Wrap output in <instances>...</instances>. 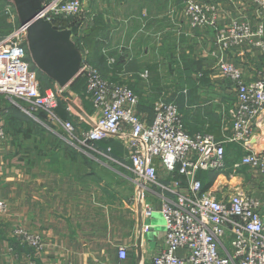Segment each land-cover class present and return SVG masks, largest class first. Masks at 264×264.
I'll return each mask as SVG.
<instances>
[{
	"label": "crops",
	"instance_id": "crops-1",
	"mask_svg": "<svg viewBox=\"0 0 264 264\" xmlns=\"http://www.w3.org/2000/svg\"><path fill=\"white\" fill-rule=\"evenodd\" d=\"M205 1L218 7V29L236 19L248 20L254 29L264 22L251 0ZM182 10L177 0H86L79 22L71 24L69 44L89 51V62L107 81L124 82L139 96L136 112L144 123H153L155 104L166 94L183 115L189 134H210L224 141L237 99L235 85L217 70L218 61L236 64L251 78L259 71L263 52L250 45L220 50L216 30L193 31ZM74 91L71 96L80 102L79 113L65 109L63 97L69 118L58 115L64 122L72 117L78 131H83L98 121L100 113L92 107L88 110L81 91ZM20 103L8 98L0 103V122L7 125L6 139L0 144V200L7 206L0 216V264H20L35 254L14 235L16 228L42 238L39 264H150L164 248L160 214L164 196L143 187L109 159L125 157L122 139L127 133L97 144L98 151L86 149L69 143L65 130L49 122L48 128L39 130L45 134L39 135L33 129L37 120L23 112ZM11 116L17 118L16 131L9 128ZM226 151L228 171L216 181L217 192L224 193L232 165L249 152H264V114L246 147L228 143ZM157 166L161 181L180 179L186 184L184 176ZM207 174H198L205 185ZM147 205L154 209L150 218L145 214ZM145 226L149 231H144ZM120 249L128 251L126 260H120Z\"/></svg>",
	"mask_w": 264,
	"mask_h": 264
},
{
	"label": "built area",
	"instance_id": "built-area-1",
	"mask_svg": "<svg viewBox=\"0 0 264 264\" xmlns=\"http://www.w3.org/2000/svg\"><path fill=\"white\" fill-rule=\"evenodd\" d=\"M85 1L48 0L36 19L53 28H60L62 20L71 24L75 20L77 24ZM251 2L263 20L264 0ZM217 14L218 7L205 0H186L182 10L193 31L216 30L220 50L250 45L263 52L259 71L251 78L236 64L218 61L217 70L235 85L237 99L224 141L210 134H189L176 103L166 97L155 104L153 123H144L136 112L139 96L125 84L106 81L89 62V51L75 47L82 63L73 82L84 78L85 99L100 113L92 127L78 131L74 123L62 121L58 115L60 96L73 82L64 88L42 90L39 72L34 69L26 45V28L19 27L0 42V103L2 98L24 102L38 122H43L41 114L45 113L47 122L65 130L69 143L94 151H98V143L127 133L128 137L122 139L127 148L125 157L109 159L131 173L143 187L156 189L164 196L160 208L164 248L150 264H264V201L241 189L231 193L205 190V183L198 178L201 172L224 175L228 171L226 145L238 143L246 147L264 114V22L254 29L248 20L236 19L218 29ZM5 139L6 130L0 122V144ZM157 163L184 176L186 184L180 179L161 181ZM245 168L264 178V152H249L241 157L232 165L231 177ZM6 211V203L0 200V216ZM145 214L152 217L153 207L147 205ZM144 231L149 227L145 226ZM14 235L35 253L20 264H39L38 255L43 250L40 235L24 228H16ZM127 257L128 251L120 249V260Z\"/></svg>",
	"mask_w": 264,
	"mask_h": 264
},
{
	"label": "water",
	"instance_id": "water-1",
	"mask_svg": "<svg viewBox=\"0 0 264 264\" xmlns=\"http://www.w3.org/2000/svg\"><path fill=\"white\" fill-rule=\"evenodd\" d=\"M17 9L20 28H26V45L34 69L64 88L76 78L81 53L71 44L70 31L36 19L42 0H6Z\"/></svg>",
	"mask_w": 264,
	"mask_h": 264
},
{
	"label": "rangeland",
	"instance_id": "rangeland-1",
	"mask_svg": "<svg viewBox=\"0 0 264 264\" xmlns=\"http://www.w3.org/2000/svg\"><path fill=\"white\" fill-rule=\"evenodd\" d=\"M47 1L48 0H42V1L38 2V5L42 7ZM185 1L186 0H177V2H179L181 4V6H183V7L185 5ZM19 25H20V21H19L17 9L15 8V6L12 3H10L9 1H1L0 2V42L3 41L4 39H6L7 37H9L10 35H12L13 33H15L19 29ZM72 27L73 26L71 25L70 21L66 22L65 20H62V24H61L60 29H65V31H70L71 33H73L74 30L72 29ZM74 43H75V41H74ZM194 66H195L194 72L196 74H198L199 73V71H198L199 69H197L198 65L194 64ZM95 69H97V68H95ZM98 72L101 74V72L99 70H98ZM172 76H173V74H172ZM174 77L175 76H173V78ZM75 81L76 82H74L75 84L72 85L71 90H69V92L65 93L64 95L60 96L59 107L61 105L60 103H62L64 101L63 97H66L65 101H67V102H66V108L65 109H69V107H72L73 113L78 114L79 113L78 109L81 105L79 106L80 102H78L79 100L75 96H73V95L71 96V92L76 93L74 91V89H76L79 93L80 91H82V89L84 88L86 83H85V80L83 77H80L78 80H75ZM84 83H85V85H84ZM122 84H125V83L123 82ZM42 85L44 86V88H48V86H50L45 81L42 82ZM125 85H127V84H125ZM165 92H167V91H165ZM70 97H75V99H74L75 101ZM164 97L169 98V96L166 94L163 96V98ZM227 102L229 105L230 104L232 105V103H233V94L232 93L227 97ZM20 105L22 107L20 109H22L23 112H25V113L27 112V114H29V111H30L29 106L22 101H21ZM30 112L33 113L32 111H30ZM14 114L19 116L16 113H14ZM41 115L40 116L42 118L44 117L45 121H43L41 124V122L33 120L34 121V128L33 129L37 130L38 134L43 136L45 133H40L39 130L48 128L49 124L46 121V119H47L46 114L42 113ZM15 119H17V118L16 117L14 118V116L10 117L11 122H9V123H13V124H12V126L9 124V128L12 129V131H16V126H15V121H14ZM69 121L74 123L76 126V121L73 120L72 117H70ZM24 122L27 123L26 120ZM30 127H33V126L30 125ZM4 128H7V125L6 126L4 125ZM6 134H7V132H6ZM229 173H232V172L230 171ZM218 176H219V173H208L206 175V186H209V188H210V187L214 186V184H215L216 185V187L214 189L215 192H217L219 190L217 188L218 184H216ZM232 176L233 177H231V176L227 177V183L225 184V186L227 188L223 189V190H225L226 193H231V192H233L234 189H241V190H244L246 193H249V194L261 199L262 201H264V178L263 177H261L259 175H255L254 173H252L250 170H247V169H244L235 175L232 174ZM237 176L238 177L240 176L241 178H238Z\"/></svg>",
	"mask_w": 264,
	"mask_h": 264
},
{
	"label": "trees",
	"instance_id": "trees-1",
	"mask_svg": "<svg viewBox=\"0 0 264 264\" xmlns=\"http://www.w3.org/2000/svg\"><path fill=\"white\" fill-rule=\"evenodd\" d=\"M75 21V20H74ZM73 21V23L72 24H76V22H74ZM57 22V21H56ZM59 22H61L62 23V21H59ZM59 22H57V23H59ZM39 79H40V81H41V86H42V90L43 91H45V90H47V89H54V82L52 81V80H50V79H48L46 76H44L43 74H41V73H39ZM43 81H45V82H47L48 83V85H50V86H48V88H44V86L42 85V82ZM75 84V83H74ZM73 84V85H74ZM84 85H85V83H84ZM85 86H84V88H83V90L81 91V93H80V98H81V101H82V103H83V105H85L87 108H88V110H90V107H92L93 108V105H92V103L90 102V101H88L87 99H85ZM61 104V103H60ZM63 105H64V103H62L61 105H60V107H59V109H58V113H59V115L61 116V118L63 119V120H67L68 118H69V116H68V114H67V112L65 111V109H63ZM42 120L43 121H45L44 120V117L42 118ZM112 142V140H108V141H103V142H100V143H105V142ZM100 143H98V144H100ZM209 189V186H206L205 187V190H208Z\"/></svg>",
	"mask_w": 264,
	"mask_h": 264
}]
</instances>
